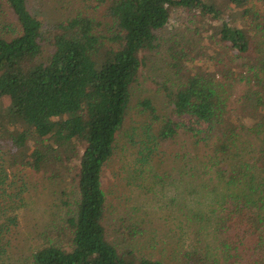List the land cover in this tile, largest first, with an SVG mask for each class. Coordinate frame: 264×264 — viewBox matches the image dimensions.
Wrapping results in <instances>:
<instances>
[{"label": "trees", "instance_id": "trees-1", "mask_svg": "<svg viewBox=\"0 0 264 264\" xmlns=\"http://www.w3.org/2000/svg\"><path fill=\"white\" fill-rule=\"evenodd\" d=\"M5 2L14 21L3 23L0 0V264H171L142 242L137 217L119 221L124 251L109 239L102 172L143 54L174 14L193 25L168 44L162 104L139 103L147 123L129 136L131 172L184 188L165 185L189 201L172 218L184 229L171 254L179 264H264V0H82L104 6L99 20L78 11L47 25L28 0ZM39 189L52 199L40 242L11 255L9 234ZM185 234L191 249L181 250Z\"/></svg>", "mask_w": 264, "mask_h": 264}, {"label": "rangeland", "instance_id": "rangeland-1", "mask_svg": "<svg viewBox=\"0 0 264 264\" xmlns=\"http://www.w3.org/2000/svg\"><path fill=\"white\" fill-rule=\"evenodd\" d=\"M2 2V21L3 23H11L14 21V17L11 15V11L7 7L5 0H2ZM28 6L30 11L43 22V25L62 20L67 16L76 14L78 11H82L83 13L86 11L89 15L99 20L104 8V6H102L94 12L84 9L82 0H28ZM191 19L192 17L190 15L187 17L174 14L168 26L160 34V39L158 41L159 46L153 51L143 54L145 56V62L140 69L138 80L132 89V97L125 125L121 133L117 136L114 155L104 165L102 172V186L109 206L107 215L109 239L124 251V239H121L122 235H124V230L122 234V230H118L121 225L120 222L123 220L124 223V219L126 218L130 220L131 217H137L134 219L144 220L148 228V232L142 242L147 241L148 244L156 245V249L152 250L148 247L147 250L150 249L155 256L159 258L165 257L164 260L171 264H179L183 258L179 259L181 256L177 254L175 257L178 258L175 259L171 257L173 256L171 254L179 241L178 238L183 236V234L180 233L184 230L173 226L172 218L188 210L185 208L187 206L180 207L189 203L188 197L184 195L186 199L182 201L184 204L180 205L181 200L173 197L176 195V191L174 190L177 189H166L165 187V185L169 183L168 176L164 178V185H158V183L154 184L150 176L146 177L144 180L135 178L134 173L131 172L133 169V161L132 154L130 155L131 152L128 148L132 146L129 143L130 134H140L147 123L146 114L142 113L140 110V101L143 99H150L155 102L156 105L162 104V96L156 92L158 86L157 82H165L174 75L169 65L168 44L172 40L181 41L188 39L193 25ZM237 90L238 88H235L233 94H235ZM0 102L3 107H6L9 103V98L2 97L0 98ZM3 150L5 151V148ZM132 151L135 150L133 149ZM172 164L173 162L168 158V166H166L164 170L169 171ZM158 171L163 173V168L159 167ZM30 174H28V176ZM29 179H31V176H29ZM66 180L63 186L68 190L72 189L70 178ZM170 182L171 185L166 186L184 189L180 182L176 183V185L171 179ZM5 183H7L6 179L1 185L3 186ZM143 186L144 189H142ZM41 188L42 186H40V189ZM40 189V193L38 192L36 195L33 194L35 197H33V203H31L29 210L27 209V211L20 213L18 228H12V232L9 234V249L11 248V255L16 256L19 251L28 248V243H31V246H36L40 242L37 240L36 235L43 230L45 222L48 219L47 211L49 212L51 210L48 203L52 200L48 198L49 195L46 190H44L46 192L43 190L42 192ZM177 192H179V190H177ZM185 202L187 203L185 204ZM169 214H172V217L169 218L168 222H164L163 219ZM3 220L4 215L1 214L0 224H3L1 223ZM2 242L6 243L4 240H2ZM183 245L184 247H182L181 250L191 249L189 246V237L186 234ZM131 246L138 249L143 245L139 242H135ZM163 247H165L166 250ZM160 249H164L165 253L162 254ZM142 251L148 252L145 249H142Z\"/></svg>", "mask_w": 264, "mask_h": 264}]
</instances>
